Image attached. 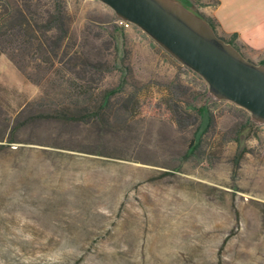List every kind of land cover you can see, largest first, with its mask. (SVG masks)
<instances>
[{
	"label": "rangeland",
	"instance_id": "rangeland-1",
	"mask_svg": "<svg viewBox=\"0 0 264 264\" xmlns=\"http://www.w3.org/2000/svg\"><path fill=\"white\" fill-rule=\"evenodd\" d=\"M64 7L70 53L102 65L94 92L120 93L96 118L36 119L79 114L73 77L36 86L0 55V264H264V124L243 130L244 113L140 29L119 36L100 2Z\"/></svg>",
	"mask_w": 264,
	"mask_h": 264
},
{
	"label": "trees",
	"instance_id": "trees-1",
	"mask_svg": "<svg viewBox=\"0 0 264 264\" xmlns=\"http://www.w3.org/2000/svg\"><path fill=\"white\" fill-rule=\"evenodd\" d=\"M177 1L200 16L213 30H217L214 18L196 10L198 7L216 6L217 0H211L209 3H203L202 0ZM114 30L122 36V28L115 26ZM69 39L64 0H0V55H4L28 81L36 86L46 82L56 84L55 77L62 76V73L61 80L64 74L71 75L73 78H70L68 83L74 90V94L70 98L76 95L83 101V107L76 117L69 116L67 110H54L50 114L36 115V119L74 121L80 118L86 120L91 116L96 118L110 107L111 100H114L120 93L118 89L94 92L92 84L99 82V78H94V76H100L102 65L91 64L75 53H70L75 43L68 42ZM223 39L240 51L235 42L236 35ZM258 63L264 66V59ZM31 68L40 73L35 79L28 73ZM183 68L192 73L186 67ZM117 101L123 108L136 107L138 104L134 96L126 97L122 101L117 99ZM237 109L246 116L242 129L251 130L257 123L246 111L238 107ZM198 112L194 110L195 118ZM174 114L177 117L181 116V113L176 110ZM211 123L212 114L210 113L207 115L204 132L208 131ZM199 146V140L189 146V156L193 155Z\"/></svg>",
	"mask_w": 264,
	"mask_h": 264
},
{
	"label": "water",
	"instance_id": "water-1",
	"mask_svg": "<svg viewBox=\"0 0 264 264\" xmlns=\"http://www.w3.org/2000/svg\"><path fill=\"white\" fill-rule=\"evenodd\" d=\"M96 1L198 75L216 100L229 102L264 124V66L246 59L200 16L176 0Z\"/></svg>",
	"mask_w": 264,
	"mask_h": 264
},
{
	"label": "crops",
	"instance_id": "crops-1",
	"mask_svg": "<svg viewBox=\"0 0 264 264\" xmlns=\"http://www.w3.org/2000/svg\"><path fill=\"white\" fill-rule=\"evenodd\" d=\"M216 6L200 7L215 19L217 33L228 38L236 35V44L246 59H264V0H217Z\"/></svg>",
	"mask_w": 264,
	"mask_h": 264
},
{
	"label": "built area",
	"instance_id": "built-area-1",
	"mask_svg": "<svg viewBox=\"0 0 264 264\" xmlns=\"http://www.w3.org/2000/svg\"><path fill=\"white\" fill-rule=\"evenodd\" d=\"M115 25L117 27L122 28L123 30H128V29H131L133 27V25L131 23L124 21V20H121L119 18H116Z\"/></svg>",
	"mask_w": 264,
	"mask_h": 264
},
{
	"label": "flooded vegetation",
	"instance_id": "flooded-vegetation-1",
	"mask_svg": "<svg viewBox=\"0 0 264 264\" xmlns=\"http://www.w3.org/2000/svg\"><path fill=\"white\" fill-rule=\"evenodd\" d=\"M177 1V0H176ZM178 2V1H177Z\"/></svg>",
	"mask_w": 264,
	"mask_h": 264
}]
</instances>
